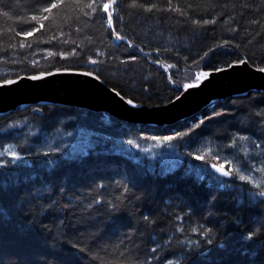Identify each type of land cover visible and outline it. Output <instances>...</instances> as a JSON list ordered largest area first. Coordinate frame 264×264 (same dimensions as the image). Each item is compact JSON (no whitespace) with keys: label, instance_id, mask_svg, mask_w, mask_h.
I'll list each match as a JSON object with an SVG mask.
<instances>
[{"label":"trees","instance_id":"trees-1","mask_svg":"<svg viewBox=\"0 0 264 264\" xmlns=\"http://www.w3.org/2000/svg\"><path fill=\"white\" fill-rule=\"evenodd\" d=\"M45 2L5 0L8 7L0 8V82L54 71L92 72L125 99L162 107L169 104L166 102L169 97L174 101L183 90L181 87L176 92L168 77L181 86L194 84L201 72L227 68L225 61L231 63L238 56L252 57L249 63L255 69L264 67V0H118L113 20L115 31L126 38L123 42L116 39L115 32L109 34L106 14L92 19L94 14L87 7L89 0H65L60 8L48 14L51 19L44 21L43 29L19 36L20 31H28V25L38 27L30 20V13H37ZM149 6L154 9L149 11ZM169 6L179 11H168ZM4 11L9 15L4 16ZM193 19L211 23L193 25ZM129 40L136 45L135 49L128 46ZM141 48L142 54L138 51ZM65 52L69 54L66 58L62 57ZM205 52L209 54L207 66L201 61ZM129 54L136 55V60H130ZM89 57L97 63L92 65ZM156 60L160 64H155ZM162 65H174L175 74L171 68L162 70ZM142 87L154 94L151 101L145 99ZM258 91L218 100L197 115L167 126L137 124L108 113L55 104L18 107L0 115V127L18 122L21 136L29 129L35 132L41 151L61 148L49 157L21 153L23 159L0 169V189L16 193L0 200V264H21L22 260L30 264H60L52 255L53 250L61 249V245L66 250L70 244L65 242L75 243L77 239L86 249L80 264H135L132 257L136 253L131 250L153 247V240L160 245L167 241L168 251H176L171 258L178 264H264V238L248 240L245 234L247 229L260 226L264 199L242 201L241 193L215 181L218 177L214 173L200 179L189 167V162L198 165L208 158L213 161L206 152L210 146L227 153L223 151L227 141L218 142L210 133L221 127L232 131L231 124L255 125L251 112L258 106L264 107V97L254 96ZM161 99L165 102L161 103ZM213 113L223 115L212 116ZM205 116L212 119L205 120L196 130L203 133V139L192 148L185 140L169 141L184 158L178 168L166 172L160 167L152 168L150 156L141 158L131 145L132 148L117 150L111 143L115 138L162 139L185 131ZM80 129L91 132L93 146L81 154L67 152L70 149L64 145V135L71 131L78 133ZM102 138L104 143L95 144ZM8 148L16 150L15 143L3 141L0 151ZM193 150L206 160L196 161L186 155ZM54 160L58 166L49 167ZM50 178H55V182L49 184ZM98 184L108 187L101 193ZM117 185H127L129 192L117 212L105 214L108 203L115 202L114 197L124 191L123 188L117 191ZM49 196L51 200L47 199ZM101 196L104 199L100 206L87 208ZM53 200L56 207L49 210L46 206ZM29 209L47 226L39 237L24 228L23 217ZM144 216H148V221ZM28 220H32L31 215ZM60 221L68 227L58 229ZM195 226L211 230L208 238L213 240L212 245L191 232ZM177 227L184 228L183 235L175 232ZM60 231L67 235H60ZM129 232H134V237L120 247ZM91 234H102V239L92 244L88 239ZM184 236L199 241V247L192 249L195 255L187 259L176 244ZM123 252L129 255L121 261Z\"/></svg>","mask_w":264,"mask_h":264},{"label":"snow or ice","instance_id":"snow-or-ice-1","mask_svg":"<svg viewBox=\"0 0 264 264\" xmlns=\"http://www.w3.org/2000/svg\"><path fill=\"white\" fill-rule=\"evenodd\" d=\"M65 2V0H46L43 7L39 8L37 13H30V20L38 27H33L32 25H28V31H20L18 33L21 37H26L31 35L32 33H35L39 29H43L44 27V21L50 20L51 17L48 15L49 13L55 12L58 8L62 6V4ZM118 6V0H89L87 7L92 11L94 14L92 19H95L96 15H100L103 17L105 14L107 16V23L109 25V34L112 32H115L116 39L119 41H125V37H122L118 31H115V25L113 20L114 10L115 7ZM8 5L5 3V0H0V8H7ZM190 7V6H189ZM154 9V6H149L148 10L152 11ZM168 11H179V9H173L171 6L167 9ZM4 16H8L9 13L7 11L3 12ZM86 15V14H85ZM181 15H185V13H181ZM193 25H197L200 23H203L205 25L211 23L210 20H196L193 19L191 21ZM55 39V37H53ZM227 43V42H226ZM128 46L135 49L136 45L132 41H127ZM21 47H23V41H21ZM219 47V46H218ZM73 52L76 51L75 48L72 49ZM139 53H143V49L138 50ZM209 51H212L211 49ZM156 52L159 54L160 49H156ZM165 54L171 56V53L169 50H165ZM68 53H62V57H68ZM199 55V54H198ZM208 52L204 53V56L201 57V61L206 65V58L208 57ZM128 58L132 61L136 60V55L129 54ZM252 57L247 58H240L239 56L233 60L231 63L228 61H225V64L227 67L232 68L234 65H244L247 67L249 65L250 60ZM89 60L92 65H95L97 63L96 60L91 59L89 57ZM155 64H160L159 60L154 61ZM171 68L173 71V75L175 74V66H168V65H162V70H167ZM216 71L222 72L224 69L216 68ZM260 72L264 73V67H260L258 69ZM51 73H42L41 75H50ZM88 76H92V72L86 73ZM208 73L201 72L199 75H197L196 79H200L202 76H206ZM32 80L39 79L38 76L32 75L30 77ZM97 80L100 79V76L97 75L95 77ZM22 79L21 77L17 76V80ZM168 81L174 84L175 91L180 92L181 87L187 89L191 87L189 84H183L182 86L179 84H175L174 81H172L171 77H168ZM16 81L4 79L3 84L4 85H11L14 84ZM143 83H149L148 81H144ZM115 92V94L123 99L122 96H120V92H117L115 88L112 90ZM123 91V89H121ZM142 91L144 92L145 99L148 101H151L153 99V93H151L147 88L142 87ZM155 95L158 96V93ZM254 96L264 97V88H261L258 92H254ZM180 96H176L175 100H179ZM161 99V103H164ZM167 103H172V97H169L166 101ZM128 105H132L134 108L140 107V105H133V100L128 99L127 100ZM149 106H152L151 104ZM227 111V110H226ZM223 113H213L212 116H221ZM212 117L205 116L203 119L199 120L198 122H194L192 126H188L185 131H176L174 135H167L164 136L161 140L159 137H152L151 139L163 142H169L173 140H185L188 144L189 148H192L194 144L199 142L201 139H203V133H197V129L201 128L205 122V120H211ZM251 119L255 121V125L248 124L246 126H236L235 124L229 125L230 128H232V131H229L227 128H218L215 132L210 133V135L214 136L215 139L220 141H227L223 145V151H226L229 155H232L239 150V152H243L244 156L240 159L243 161L242 168L237 169L235 172H233L230 168L226 170L225 165L228 162V156H222L220 154H217L215 159L217 161L224 160L225 163H214L210 165V171L208 172L209 176H212L213 173L219 174L220 176L228 177L233 176L238 177L239 181L244 182V187L251 186L249 188V195L251 198L259 197L261 199H264V107H257L255 111L251 112ZM243 124L244 122L241 121ZM247 133V134H245ZM256 136V139H253L252 137ZM8 140L15 143L16 150H12L11 148L6 149L5 151H0V169H7L10 167L11 164L16 163L17 161L23 159L24 157L21 155V153H24L28 156L33 157H49L53 153H59L61 151L60 148H53L49 147L47 151H41L40 148L37 147L39 144V136L35 134L31 129H29L28 133L24 136H21V129L19 128L18 122L8 123L4 127H0V147H3V141ZM259 141V143L257 142ZM127 143L129 145H134V141L128 140ZM135 147H139L138 144L134 145ZM186 155L190 158H194L196 161L202 160V156L197 154L196 150L189 151L186 153ZM207 164V161H205V165ZM52 166H58L57 161H52V163L49 165V167ZM189 167L192 169V171L197 172L198 174L200 172H203V168H197L195 164H192L189 162ZM259 177V179H258ZM200 179H204L203 175L199 176ZM55 182V178H50L48 183L52 184ZM108 185L105 184H98L97 189L102 193ZM120 188H123V192L120 194V196L114 197L115 202H109L108 207L105 209V214H111L115 213L119 210L120 206L124 202L125 194L129 192L127 185H117V191H119ZM16 193L14 191L8 190V189H0V200H3L5 198L13 197ZM47 199L51 200V197H47ZM103 196L100 197L98 200H93L92 203H89L87 205L88 209H93L94 205L100 206L103 202ZM37 208H41V212H43L42 207L37 204ZM49 210L54 209L56 207V201H52L51 204L46 206ZM32 216V220H28V216ZM46 215V213H45ZM89 216H91V213H89ZM112 219H115V217H112ZM143 219L145 221H148V216H144ZM24 220V228L27 232L32 233L36 235L37 237L40 236V233L47 229L46 225H43L42 222L37 219V216L35 215L33 209H29L28 212L23 217ZM177 221L181 220L180 216L176 217ZM91 223V221H89ZM64 227H68V225L65 224L64 221H60V223L57 225L58 229H63ZM191 232L198 234L199 236H202L205 238L208 245L213 244V240L209 239V235L211 230L208 228H203L200 226L191 227ZM75 231V229H73ZM138 231V229H137ZM183 227H177L175 229V232L180 233L183 235L184 233ZM60 235H67L66 232L60 231ZM134 232H129L125 235L124 241L121 242L120 247L124 246V242H130L131 239L134 237ZM246 237L248 240H257L260 238H264V216L261 217L260 220V226L256 229H247L246 230ZM48 235L51 236V232H48ZM88 239L92 244H96L98 241L102 239V234H91ZM172 237H169V240H171ZM65 243L70 244V247H68L66 250L64 249V246L61 245V249L59 250H53L52 255L54 257H57L60 261V264H80V257L83 256L86 252V249L84 247H81L82 241L80 239H77L75 243H71V241H66ZM152 243L155 245L150 248L141 249L139 247L132 249V252H135L136 255L132 257V260L135 262V264H178V262L174 261L171 257H174L176 255V251H168L169 245L168 242L165 241L164 245L157 244L155 240L152 241ZM176 244L178 245L179 249L182 250V255L184 258H189L195 255V253L192 251L193 247H199V241H194L191 238L184 236L182 240H177ZM128 252H123L120 255V260L124 261L125 257L128 256ZM95 259V257L93 258ZM21 264H30V261L22 260ZM91 264V262H90Z\"/></svg>","mask_w":264,"mask_h":264},{"label":"water","instance_id":"water-1","mask_svg":"<svg viewBox=\"0 0 264 264\" xmlns=\"http://www.w3.org/2000/svg\"><path fill=\"white\" fill-rule=\"evenodd\" d=\"M222 72L210 71L199 82L183 89L180 99L162 107H148L133 101L134 108L127 99L118 97L112 88L96 75H86L82 71H56L50 75L31 76L11 85L0 82V114H6L30 105H66L108 113L115 118L137 124L167 126L197 115L209 104L230 96L246 94L264 88V73L244 65L223 68Z\"/></svg>","mask_w":264,"mask_h":264},{"label":"rangeland","instance_id":"rangeland-1","mask_svg":"<svg viewBox=\"0 0 264 264\" xmlns=\"http://www.w3.org/2000/svg\"><path fill=\"white\" fill-rule=\"evenodd\" d=\"M191 68V67H190ZM184 74L188 73L186 70H183ZM196 75L198 72H195ZM199 75V74H198ZM182 81H185L184 79ZM76 107V106H75ZM82 131L76 133V131H71L67 134L64 135L65 142L64 145L68 146L67 148L70 149L67 152H71L72 154H81L83 153L86 149L90 148L93 146L94 142L92 139H90L89 136H91V132L87 131L85 129H81ZM105 139L102 138L100 141L96 142L95 144L98 143H104ZM132 140L134 141V145L138 144L139 147H135L134 145H131L136 152H138L139 156L142 158L143 156L147 155L150 156V162H151V167L158 169H162L163 171H168L170 169H176L178 168L179 164L182 162L184 156L181 154V152L171 145L169 142H163L161 143L160 141L153 140L151 138H142L141 140H134V139H112L111 143L113 144L114 148L117 150H124L126 147L132 148L127 141ZM162 140V139H161ZM108 143V142H107ZM207 149V148H206ZM66 151V150H64ZM126 151V150H125ZM210 156L212 157L213 161L208 158L206 160L205 157L202 155V159L207 161V164L205 163H198L197 168H203V172H200L197 175H203L204 178L205 176H209L208 172L210 171V165L211 163H225L224 160H219L217 161L215 159L217 154H220L222 156H228V162L225 165V167L228 169L230 168L233 172H235L237 169L242 168L243 161L240 159L241 157L244 156L242 153H237V156L234 157V154L229 155L228 153L221 152L220 150L214 148V146L208 147L207 151ZM200 155V154H199ZM239 156V157H238ZM210 162V163H208ZM218 177L215 181H220L224 182L223 185H229L231 187H234V191L241 193L242 201L247 199L246 201H257L260 200L261 198L256 197V198H251L249 195V188L251 187L250 185L248 187H244V182L239 181L238 177H233V176H228V177ZM214 179L213 177H211ZM259 179V177H258ZM243 184V185H242ZM242 185V187H241ZM239 187V189L237 188Z\"/></svg>","mask_w":264,"mask_h":264},{"label":"bare ground","instance_id":"bare-ground-1","mask_svg":"<svg viewBox=\"0 0 264 264\" xmlns=\"http://www.w3.org/2000/svg\"><path fill=\"white\" fill-rule=\"evenodd\" d=\"M250 64V63H249ZM54 72H56V71H54ZM51 73H53V72H51ZM210 73V72H209ZM208 73V74H209ZM195 74V73H194ZM41 75V74H40ZM36 76H38V75H36ZM207 76V75H206ZM206 76H202L201 78H203V77H206ZM200 78V79H201ZM200 79H198V81L197 82H199L200 81ZM196 82V83H197ZM19 107H21V106H19ZM22 108V107H21ZM0 115H4V114H0ZM188 119V118H187ZM185 120V119H184ZM182 121V120H181ZM180 122V121H179ZM178 123V122H177ZM176 124V123H175ZM171 125H174V124H171ZM81 130V129H80ZM61 135V134H60ZM95 136V135H94ZM63 137V136H62ZM61 149V148H60ZM148 155V154H147ZM212 164H214V163H212ZM226 170H227V168H226ZM165 172V171H164ZM215 175H217V176H219V177H223L224 178V176H220L219 174H216V173H214Z\"/></svg>","mask_w":264,"mask_h":264}]
</instances>
